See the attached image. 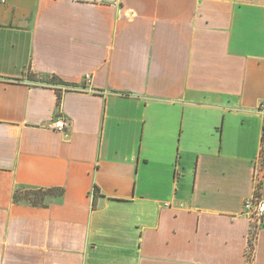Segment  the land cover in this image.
Returning a JSON list of instances; mask_svg holds the SVG:
<instances>
[{
	"label": "crops",
	"instance_id": "0c3cea01",
	"mask_svg": "<svg viewBox=\"0 0 264 264\" xmlns=\"http://www.w3.org/2000/svg\"><path fill=\"white\" fill-rule=\"evenodd\" d=\"M263 100L264 0L0 1V264H247Z\"/></svg>",
	"mask_w": 264,
	"mask_h": 264
},
{
	"label": "built area",
	"instance_id": "2783aa9c",
	"mask_svg": "<svg viewBox=\"0 0 264 264\" xmlns=\"http://www.w3.org/2000/svg\"><path fill=\"white\" fill-rule=\"evenodd\" d=\"M3 2L4 0H0ZM260 108L264 110V100L260 103ZM68 125V122L64 118H59L54 122V128L57 130H63ZM263 168V158L262 155L258 157L254 164L253 169V181L255 193L244 199L242 205V213L248 217L250 220V241L246 250L247 264H252L253 257V244L256 238V233L258 227L262 223V218L264 216V198L260 197L259 183H260V172Z\"/></svg>",
	"mask_w": 264,
	"mask_h": 264
},
{
	"label": "trees",
	"instance_id": "16d2710c",
	"mask_svg": "<svg viewBox=\"0 0 264 264\" xmlns=\"http://www.w3.org/2000/svg\"><path fill=\"white\" fill-rule=\"evenodd\" d=\"M30 79L45 82V83L52 84L55 86L67 85L55 75H51L50 77L43 76L39 79L32 76L30 77ZM57 91L58 93H57L56 105L57 107H59L60 102H61V94H60V89L58 87H57ZM262 151H264V133L262 136ZM97 191L98 189L96 187L95 194L97 193ZM62 194H63V188L61 187L19 188V189H16L15 192L13 193V199L16 202L25 201L32 205L45 206L47 205L46 202L49 199V197H52V196L57 197V196H61Z\"/></svg>",
	"mask_w": 264,
	"mask_h": 264
}]
</instances>
